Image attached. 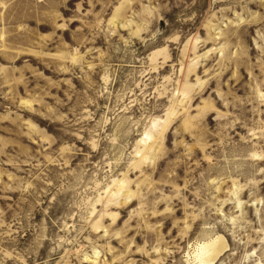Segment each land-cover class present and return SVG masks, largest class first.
<instances>
[{
    "label": "clouds",
    "instance_id": "obj_1",
    "mask_svg": "<svg viewBox=\"0 0 264 264\" xmlns=\"http://www.w3.org/2000/svg\"><path fill=\"white\" fill-rule=\"evenodd\" d=\"M25 3L0 91L99 79L36 151L0 136V264H264V0Z\"/></svg>",
    "mask_w": 264,
    "mask_h": 264
},
{
    "label": "rangeland",
    "instance_id": "obj_2",
    "mask_svg": "<svg viewBox=\"0 0 264 264\" xmlns=\"http://www.w3.org/2000/svg\"><path fill=\"white\" fill-rule=\"evenodd\" d=\"M29 14L25 0H18L10 13L12 19L9 22ZM10 39L12 43L23 46L29 43L32 36L30 33H14ZM96 46L103 47L100 43ZM116 59L118 57L114 56L113 60ZM31 67L36 74L28 78L26 86H5L0 91V117H8L0 120V136L14 138L22 148L36 151L40 139L63 135L64 125L56 117L69 107L75 108L84 99L82 90L85 85L98 81L99 76L93 73L90 79H75L65 75L61 79L56 73H50L38 58ZM28 239L27 234H22L18 238L19 246L26 245Z\"/></svg>",
    "mask_w": 264,
    "mask_h": 264
}]
</instances>
